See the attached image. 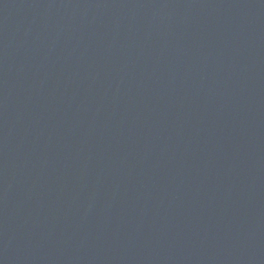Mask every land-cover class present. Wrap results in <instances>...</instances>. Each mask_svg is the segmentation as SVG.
Masks as SVG:
<instances>
[{
	"label": "water",
	"instance_id": "95a60500",
	"mask_svg": "<svg viewBox=\"0 0 264 264\" xmlns=\"http://www.w3.org/2000/svg\"><path fill=\"white\" fill-rule=\"evenodd\" d=\"M0 264H264V0H0Z\"/></svg>",
	"mask_w": 264,
	"mask_h": 264
}]
</instances>
